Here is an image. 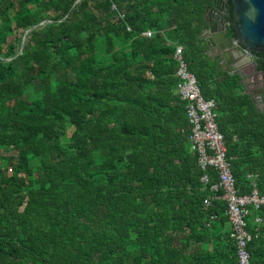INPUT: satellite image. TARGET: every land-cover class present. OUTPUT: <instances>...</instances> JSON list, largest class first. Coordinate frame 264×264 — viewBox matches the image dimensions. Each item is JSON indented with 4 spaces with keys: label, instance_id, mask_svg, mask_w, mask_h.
<instances>
[{
    "label": "trees",
    "instance_id": "obj_1",
    "mask_svg": "<svg viewBox=\"0 0 264 264\" xmlns=\"http://www.w3.org/2000/svg\"><path fill=\"white\" fill-rule=\"evenodd\" d=\"M76 2L0 0V264H238L226 203L205 208L175 59L217 103L238 194L264 195V111L203 45L231 1ZM247 222L264 264V206Z\"/></svg>",
    "mask_w": 264,
    "mask_h": 264
},
{
    "label": "built area",
    "instance_id": "obj_2",
    "mask_svg": "<svg viewBox=\"0 0 264 264\" xmlns=\"http://www.w3.org/2000/svg\"><path fill=\"white\" fill-rule=\"evenodd\" d=\"M152 35L151 31L144 33V36L149 38ZM183 53V47L177 46L175 59L179 63L177 74L180 78L177 93L180 100L185 103L186 115L191 125L189 138L192 150L198 154V163L203 171L201 182L204 188L209 187L212 193L204 203L209 207L216 198L226 202V214L232 227L231 237L236 244L238 264H252L249 244L253 240V235L247 229V219L251 215V208L259 209L264 206V195L259 194L256 186L248 195L238 194L231 163L227 157L225 139L216 122L217 103L203 97L198 81L189 70ZM210 168L218 173V182L212 185L208 175ZM220 191L222 195L217 196ZM256 222L260 224L262 219L257 218Z\"/></svg>",
    "mask_w": 264,
    "mask_h": 264
},
{
    "label": "water",
    "instance_id": "obj_3",
    "mask_svg": "<svg viewBox=\"0 0 264 264\" xmlns=\"http://www.w3.org/2000/svg\"><path fill=\"white\" fill-rule=\"evenodd\" d=\"M80 1L82 0H77L76 4ZM230 1L233 5L231 21L228 18V2L223 7L217 5L207 11L204 43L207 51H217L216 56L221 58L222 70L226 68L228 72L244 76L243 71L247 66L254 68L251 76L257 84L253 82L247 93L254 99L257 107L264 111V75L253 57L264 53V0ZM231 28L236 32L233 38L228 36ZM26 35L21 49L26 42Z\"/></svg>",
    "mask_w": 264,
    "mask_h": 264
},
{
    "label": "crops",
    "instance_id": "obj_4",
    "mask_svg": "<svg viewBox=\"0 0 264 264\" xmlns=\"http://www.w3.org/2000/svg\"><path fill=\"white\" fill-rule=\"evenodd\" d=\"M114 9H116V7H114ZM121 15V14H120ZM122 16V18H123V15H121ZM120 16V17H121ZM128 29H130L129 27H128ZM131 30V29H130ZM130 30H128V31H130ZM206 31V30H205ZM205 31H204V33H203V45H204V48L206 49V45H205V43H204V39H205ZM147 32V31H146ZM145 33V32H144ZM144 33H142V36L143 37H146V36H144ZM146 38H149V37H146ZM206 51H207V49H206ZM208 54H209V50H208V52H207ZM212 58H215V59H219L220 60V63L222 64V62H221V58L220 57H217V56H214V55H211V54H209ZM223 71H225L226 73H229V74H233L232 72L230 73V72H228V71H226V70H223ZM237 75H239V74H237ZM241 76V75H240ZM255 77H257V76H255ZM249 84L250 85H253V82H254V84H257V81H255V78L254 77H251L250 79H249ZM247 82L245 81V79L244 78H242V85H243V87H244V91L247 93L248 91H250V88H248L249 86H247V84H246ZM193 151V150H192ZM224 201V200H223ZM225 202V201H224ZM226 203V202H225ZM211 205V204H210ZM205 208H208V207H206L205 206ZM225 215H226V217H227V219H228V216H227V214L225 213ZM216 218V216L215 215H213L212 217H211V220H214ZM228 226H229V228H231V232H232V227H231V225H230V223H229V220H228ZM207 248H209V247H207ZM237 258H238V256H237Z\"/></svg>",
    "mask_w": 264,
    "mask_h": 264
},
{
    "label": "flooded vegetation",
    "instance_id": "obj_5",
    "mask_svg": "<svg viewBox=\"0 0 264 264\" xmlns=\"http://www.w3.org/2000/svg\"><path fill=\"white\" fill-rule=\"evenodd\" d=\"M221 6H223V5H221ZM207 52H208V51H207ZM209 54L216 56L218 53H217V51H216L215 49H212V50L209 51ZM253 57H254L255 61L257 62V66H259L258 57H257V56H253ZM258 69H259V68H258ZM224 70L227 71L226 68H225ZM253 70H254V68H252V67H250V66H247V67L244 69V71H243V73H244L245 75H244V76L241 75V77L244 78L245 81L247 82V83H246L247 86H250V84H249L248 81H249V79L252 77L251 74H252ZM259 71H260V70H259ZM230 73H231V72H230ZM232 73H233V74H236V73H234V72H232ZM248 88H249V87H248Z\"/></svg>",
    "mask_w": 264,
    "mask_h": 264
},
{
    "label": "rangeland",
    "instance_id": "obj_6",
    "mask_svg": "<svg viewBox=\"0 0 264 264\" xmlns=\"http://www.w3.org/2000/svg\"><path fill=\"white\" fill-rule=\"evenodd\" d=\"M6 154V153H5ZM10 154H14V152L10 153Z\"/></svg>",
    "mask_w": 264,
    "mask_h": 264
}]
</instances>
